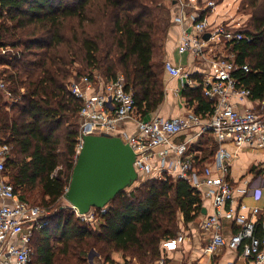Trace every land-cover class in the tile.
I'll return each instance as SVG.
<instances>
[{"label": "trees", "instance_id": "16d2710c", "mask_svg": "<svg viewBox=\"0 0 264 264\" xmlns=\"http://www.w3.org/2000/svg\"><path fill=\"white\" fill-rule=\"evenodd\" d=\"M167 1L0 0V76L10 82L13 98L10 104L0 89V136L12 146L6 174L23 201L52 209L69 187L84 104L69 90L73 78L112 81L122 74L142 117L164 101L165 64L154 57L170 25ZM239 10L251 15L250 24L233 27L244 38L230 50L250 71L234 74L253 98H262L264 0H241ZM183 93L196 114L212 115L214 102L202 86L187 85ZM36 190L41 201L28 197ZM108 207L97 225L74 212L55 213L57 222L52 217L35 233L33 264H88L93 249L108 264H120L115 252L123 254V264H131L128 257L149 264L161 257L162 243L178 235L182 218L189 223L201 214L202 195L186 179L151 178L121 191Z\"/></svg>", "mask_w": 264, "mask_h": 264}, {"label": "built area", "instance_id": "2783aa9c", "mask_svg": "<svg viewBox=\"0 0 264 264\" xmlns=\"http://www.w3.org/2000/svg\"><path fill=\"white\" fill-rule=\"evenodd\" d=\"M173 1L178 2L181 8L180 14L174 18L175 22L183 23L186 19L192 20L191 28L184 31L179 46L181 53L191 52L203 57L211 44L232 43L244 38L242 32L234 30L225 23L212 27L206 18H201L198 11L189 15L188 8L201 9L198 5L199 0ZM214 5L213 0L207 2L208 7ZM206 33L210 34L208 39L204 38ZM7 51H12L20 57V52L11 48H5L2 52ZM215 62L217 72L205 81L202 89L204 95L214 102V112L207 120L194 111L172 119L158 116L148 119L140 118L134 92L126 88L125 77L122 74L112 81H103L102 91L95 95H88V90L100 81L101 76L96 75L99 81L92 80L89 76L72 80L69 85L71 94L84 102L80 111L76 158L83 147L85 135L96 132L119 135L117 128L121 121L138 118L136 132L121 134L137 154L135 167L138 172L150 173L153 170H159L162 173L169 165L177 174V178L186 179L197 190L206 186V193L211 195L214 201V212L206 216L201 223L204 231L211 232L207 251L213 253L218 247L224 245L237 249L249 239L243 254L252 258L254 264L264 263V221L261 222L259 218L256 221L249 219L247 215L229 206V203L234 200L235 188L225 177L227 166L224 163L225 157L229 155L226 148L229 143L236 145L257 143L264 146V97L258 98L262 107L261 112L251 108L239 110L230 102V98L234 95L252 96V92L240 83L234 72L241 68L248 72L250 67L248 64L238 65L234 54L230 57H219ZM165 68L172 76L186 78L189 84L194 83L191 74L172 61L166 60ZM9 86L10 82L0 76V89L12 98ZM193 126L199 129L196 135L210 132L220 145L214 162L217 171L211 165L204 166L202 170L195 167V159L188 152L189 141L180 143L172 141L173 136ZM165 145V148H159ZM11 151L10 144L0 143V174L4 176L0 182V264H33L36 254L33 245L35 233L50 225L52 214L50 208L23 201L16 192L15 186L6 174V162ZM170 152L175 154L171 162L167 156ZM159 177L166 179L167 176L161 174ZM242 191L248 193L251 188L248 187ZM247 207L246 204H242V209ZM72 208L82 221L89 223L97 222L99 217L107 213L109 209L107 205L103 208H93L87 214H80L75 207L72 206ZM252 209L253 215L257 216L260 213L259 207ZM223 218L235 219L241 225L240 230L230 239H226L221 231ZM258 224L262 227L260 237L255 234ZM183 240L184 235L179 232L175 238L168 240L165 244L168 248L174 249Z\"/></svg>", "mask_w": 264, "mask_h": 264}, {"label": "crops", "instance_id": "0c3cea01", "mask_svg": "<svg viewBox=\"0 0 264 264\" xmlns=\"http://www.w3.org/2000/svg\"><path fill=\"white\" fill-rule=\"evenodd\" d=\"M208 1L210 0H201L202 5L200 10L191 7L187 9V13L190 15L192 12L198 11L199 14H201V18L202 14H204L205 16L203 18H206L212 27L224 23L231 27H240L235 20L228 16L227 8H223L222 11L218 9L222 8V6L224 7L226 2H228L227 0H219L217 3L213 0L215 2L213 7L207 6ZM222 1L224 2L221 5H218V3ZM233 1L234 4L232 5L235 8V11L239 13L241 0ZM167 6L170 13V25L163 38L162 47L155 54L154 61L155 63H163V66L166 60L172 61L175 65L181 66L185 72H189L194 83L189 84L186 78L182 79L180 77L172 76L164 67L165 98L156 111L145 117L147 119L155 116L164 119H172L194 111V107L189 105L187 98L183 93L184 88L189 85L193 88L202 86L203 89L205 81L212 78L217 72L218 68L215 62L217 58L224 56L230 57L234 54L230 50V43L211 44L207 49L206 55L203 57L196 56L191 52L181 53L179 51V46L182 42L184 31L191 28L192 20L186 19L183 23L175 22L174 18L181 12L180 4L176 1L168 0ZM188 18L191 17L188 16ZM103 81H105V79L102 77L99 82L95 83L88 90V95H95L98 92H101ZM3 92L5 93V98L11 104L13 99L9 97L4 90ZM230 102L235 104L239 110L251 108L258 112L262 111L259 99H255L252 96L234 95L230 98ZM140 118L143 117L140 116ZM137 120L138 118H128L125 121H121L117 128L119 135L136 132L138 130ZM198 130L197 126H193L188 130H184L173 136L172 141L177 143L189 141L188 152L192 158L195 159V167L202 170L204 166L211 165L213 166V169L217 171L214 162L216 161V154L220 145L215 141L212 133L204 132L196 135ZM3 140L4 139L0 136V143H6ZM163 147L165 148L166 145L159 148ZM226 148L229 155L226 156L224 160V163L227 166V172L225 173L226 175H224L235 188L233 196L234 200L229 203V206H233V208L239 210L240 213L247 215L249 219L256 221L259 218L261 222L264 221V146L258 145L257 143H244L241 145L229 143L226 145ZM167 156L171 162V160L174 159L175 154L170 152ZM196 161H198L199 165ZM170 162L168 164H170ZM151 173L153 177H159L161 174H163V176L169 174L174 178H177V174L169 165L162 173L159 170H153ZM3 177L4 176L0 174V182ZM248 187L251 188V191L244 193L242 189ZM199 191L202 195L201 214L189 223L184 222L183 218L180 220V232L184 235V240L174 249L168 248L165 244L168 240H165L162 243L161 257L149 264H254L252 258L246 257L243 254L244 247L249 243V239L245 240L237 249H232L227 245H224L218 247L213 253L207 251L211 232L204 231L201 227V223L206 216H209L214 212V201L213 197L206 193V186L201 187ZM242 204H246L248 207L242 209ZM253 207L260 208V213L257 216L252 214ZM259 226L261 225L258 224V227ZM240 228L241 225L235 219L223 218L221 231L226 239H230L234 233L240 230ZM260 231L262 234V227ZM255 234L257 237L261 236L257 235V231ZM96 256H93V264H96ZM113 259L120 264H123L126 261L125 257L120 252H115ZM127 260H131V264H142L137 258L131 259L128 257ZM106 263L108 264V262Z\"/></svg>", "mask_w": 264, "mask_h": 264}, {"label": "water", "instance_id": "95a60500", "mask_svg": "<svg viewBox=\"0 0 264 264\" xmlns=\"http://www.w3.org/2000/svg\"><path fill=\"white\" fill-rule=\"evenodd\" d=\"M209 36L206 33L204 38ZM136 158L135 150L121 135L107 132L85 135L64 198L80 214L107 206L138 180Z\"/></svg>", "mask_w": 264, "mask_h": 264}, {"label": "rangeland", "instance_id": "374dc122", "mask_svg": "<svg viewBox=\"0 0 264 264\" xmlns=\"http://www.w3.org/2000/svg\"><path fill=\"white\" fill-rule=\"evenodd\" d=\"M216 3L217 1L219 0H214ZM228 2H226V5L222 8H218L220 11L223 10V8H227V14L228 16H230L231 19L235 20V22L238 23V26L240 25V27H245V26H248L249 23V19L251 18V15L249 13H247V11H244V10H241V14L240 12L238 13L237 11H235V8L233 7L232 4H234V1L233 0H227ZM238 1V0H237ZM224 1L218 3V5H221ZM239 3V2H238ZM228 4V6H227ZM220 7V6H218ZM217 9V8H216ZM3 49L5 48H1V52L3 51ZM3 53V52H2ZM79 63H77L75 66H74V69H75V72H77V68H79ZM76 80V79H79V78H73L72 80ZM71 80V82H72ZM25 88H21V91H24ZM140 114L138 113V116ZM166 176H169V175H166ZM151 178H159L161 179V177H153L152 173H144V172H140L139 171V178L138 180L130 187H128L126 190L127 192H130L131 190L141 186L142 184H144L145 182H147L149 179ZM29 195V194H28ZM29 198H31L32 200H35V201H41V192L40 190H36V191H33L31 192V194L28 196ZM65 210V213H68V212H74V214L77 216L76 212L73 210L72 208V205L64 198V196L59 200V202L52 206V209L50 211V213L52 214V217L53 216H58L56 215L55 213H59L61 211ZM51 217V219H52ZM54 218V217H53ZM55 220V223L57 222V220L54 218ZM99 221L97 222H92V225L94 224H98ZM52 243H55V241H52ZM115 253H113L114 255ZM97 255V256H96ZM112 255V256H113ZM93 256H96V264L97 263H100V264H107L106 262H104L105 260L103 258H101L99 256V254L97 253L96 250H91V252L89 253V259H88V264H93Z\"/></svg>", "mask_w": 264, "mask_h": 264}]
</instances>
